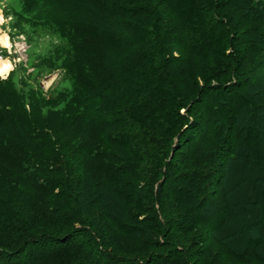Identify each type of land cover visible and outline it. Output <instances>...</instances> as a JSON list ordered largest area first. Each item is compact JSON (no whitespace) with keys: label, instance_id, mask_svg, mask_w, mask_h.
<instances>
[{"label":"trees","instance_id":"trees-1","mask_svg":"<svg viewBox=\"0 0 264 264\" xmlns=\"http://www.w3.org/2000/svg\"><path fill=\"white\" fill-rule=\"evenodd\" d=\"M20 4L16 20L53 40L30 63L63 78L45 92L21 68L0 76V264H194L202 235L178 228L205 222L242 147L258 163L241 221L264 220V152H248L264 116L246 94L264 67V0ZM189 55L207 60L200 75ZM107 224L142 239L125 251ZM248 231L260 245L262 228Z\"/></svg>","mask_w":264,"mask_h":264},{"label":"rangeland","instance_id":"rangeland-1","mask_svg":"<svg viewBox=\"0 0 264 264\" xmlns=\"http://www.w3.org/2000/svg\"><path fill=\"white\" fill-rule=\"evenodd\" d=\"M20 1L0 0V36H8L10 44L6 46L0 41V60L8 59L12 65L10 71L0 74V76L2 79H6L15 69L21 68L20 75L25 76L29 79V82L47 92L58 84L61 77L63 78L62 71L54 70L50 73L43 68L36 70V66H39L40 61L36 58L34 63H30L29 57L32 52L36 54L37 52L47 50L46 48L50 46L53 40L48 36H42L40 31L34 36L29 27L24 26L16 20L12 7L16 9L20 8ZM28 33L31 34L32 40H30L31 37L28 38ZM185 57H188L187 52L184 55ZM189 57L193 59L194 73H199L198 75H200L206 66L207 60L198 56L189 55ZM251 81L252 84L249 85L251 88L245 93L249 94V98L256 102L258 114L264 116V67L258 69L253 74ZM257 129L252 134L250 132L253 149L248 152L251 153V157L256 156L258 158V155L264 152V123H261ZM237 143H240L239 140H237ZM246 149V147L238 148L237 156L228 158L223 168V180L221 184L212 187L207 198L208 204L203 207L204 211L201 212V208L197 214L195 212L197 217H205V222L197 221L198 219L192 222L194 229L192 232H187L184 228H178L181 232L177 233V235L185 238L190 234L193 236L195 233L202 235V239L200 240L202 242L197 246L198 254L194 264H264V220L261 218L260 223L252 218L251 221L244 222L241 220L246 218L239 212L242 202L244 203L242 206H245L246 201H250L247 197L250 192L249 187H251V176L254 175V169L258 163L256 161L253 167L244 163L247 160V157L245 158ZM260 163L264 167V159ZM260 178L262 180L260 190H258L257 194L253 191L255 195L251 197L258 202V207L263 211L264 170L260 174ZM175 202L174 200L171 201V203L177 205ZM249 205H251V202H249ZM225 222H227V225H225ZM253 224L262 228L263 241L260 245L253 244L249 235L248 230ZM109 227L113 229L114 234L121 235L120 239L125 251L135 249L138 242L142 239L140 238L141 236L134 237L130 234H123L114 225ZM146 237L149 240L154 239L153 236ZM148 238L146 239L148 240ZM144 250L145 255L151 254V250L148 248ZM107 261H110V259L103 260L102 262L103 264H108ZM168 262L169 260L162 263L156 261L154 264H168Z\"/></svg>","mask_w":264,"mask_h":264},{"label":"bare ground","instance_id":"bare-ground-1","mask_svg":"<svg viewBox=\"0 0 264 264\" xmlns=\"http://www.w3.org/2000/svg\"><path fill=\"white\" fill-rule=\"evenodd\" d=\"M0 41L4 43V45L8 46L9 44V39L8 36H0ZM10 45V44H9ZM12 65L10 61L7 60H0V74H5L8 71H10Z\"/></svg>","mask_w":264,"mask_h":264}]
</instances>
